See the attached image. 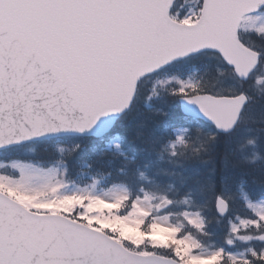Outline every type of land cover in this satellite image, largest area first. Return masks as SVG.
<instances>
[{
  "label": "snow or ice",
  "instance_id": "1",
  "mask_svg": "<svg viewBox=\"0 0 264 264\" xmlns=\"http://www.w3.org/2000/svg\"><path fill=\"white\" fill-rule=\"evenodd\" d=\"M262 142L264 0H0V264H264Z\"/></svg>",
  "mask_w": 264,
  "mask_h": 264
},
{
  "label": "trees",
  "instance_id": "2",
  "mask_svg": "<svg viewBox=\"0 0 264 264\" xmlns=\"http://www.w3.org/2000/svg\"><path fill=\"white\" fill-rule=\"evenodd\" d=\"M243 138V137H242ZM35 147L36 149V153L35 154H32V155H29L27 154L30 158H33V159H40L42 158L44 155H45V147L44 145H35L33 146ZM221 151H223V141H222V144H221ZM254 151V149L252 147H249L247 149V154H251L252 152ZM259 151L261 153H264V142H262L259 146ZM256 175L258 176L259 175V172L257 171Z\"/></svg>",
  "mask_w": 264,
  "mask_h": 264
}]
</instances>
